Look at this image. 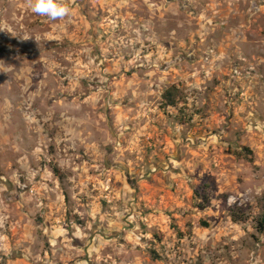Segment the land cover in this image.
<instances>
[{
    "label": "rangeland",
    "instance_id": "rangeland-1",
    "mask_svg": "<svg viewBox=\"0 0 264 264\" xmlns=\"http://www.w3.org/2000/svg\"><path fill=\"white\" fill-rule=\"evenodd\" d=\"M263 209L264 0H0V264H264Z\"/></svg>",
    "mask_w": 264,
    "mask_h": 264
},
{
    "label": "trees",
    "instance_id": "trees-1",
    "mask_svg": "<svg viewBox=\"0 0 264 264\" xmlns=\"http://www.w3.org/2000/svg\"><path fill=\"white\" fill-rule=\"evenodd\" d=\"M176 91V93H175ZM179 90L174 86L171 88V90H168L164 95H163V100L165 101V106L166 107H172V108H177L178 105L180 104V99L178 96ZM233 221L234 222H243L245 221L243 218H241L238 215H233ZM256 229L259 234H264V209L262 210V213L260 217L257 220L256 224Z\"/></svg>",
    "mask_w": 264,
    "mask_h": 264
}]
</instances>
